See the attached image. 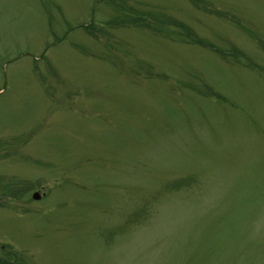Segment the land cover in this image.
Segmentation results:
<instances>
[{
    "label": "rangeland",
    "instance_id": "374dc122",
    "mask_svg": "<svg viewBox=\"0 0 264 264\" xmlns=\"http://www.w3.org/2000/svg\"><path fill=\"white\" fill-rule=\"evenodd\" d=\"M0 264H264V0H0Z\"/></svg>",
    "mask_w": 264,
    "mask_h": 264
},
{
    "label": "water",
    "instance_id": "95a60500",
    "mask_svg": "<svg viewBox=\"0 0 264 264\" xmlns=\"http://www.w3.org/2000/svg\"><path fill=\"white\" fill-rule=\"evenodd\" d=\"M34 196H35V194H34ZM37 196V195H36Z\"/></svg>",
    "mask_w": 264,
    "mask_h": 264
}]
</instances>
